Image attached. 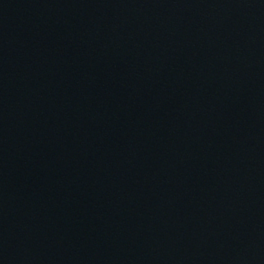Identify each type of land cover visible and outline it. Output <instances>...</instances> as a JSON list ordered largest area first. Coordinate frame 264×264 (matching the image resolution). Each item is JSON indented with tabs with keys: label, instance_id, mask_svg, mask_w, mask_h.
<instances>
[{
	"label": "water",
	"instance_id": "95a60500",
	"mask_svg": "<svg viewBox=\"0 0 264 264\" xmlns=\"http://www.w3.org/2000/svg\"><path fill=\"white\" fill-rule=\"evenodd\" d=\"M0 264H264V0H0Z\"/></svg>",
	"mask_w": 264,
	"mask_h": 264
}]
</instances>
